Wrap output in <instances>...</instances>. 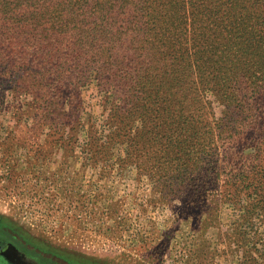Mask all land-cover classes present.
Masks as SVG:
<instances>
[{
    "label": "rangeland",
    "instance_id": "374dc122",
    "mask_svg": "<svg viewBox=\"0 0 264 264\" xmlns=\"http://www.w3.org/2000/svg\"><path fill=\"white\" fill-rule=\"evenodd\" d=\"M24 2L0 6V232L42 264H264L263 8Z\"/></svg>",
    "mask_w": 264,
    "mask_h": 264
},
{
    "label": "flooded vegetation",
    "instance_id": "af4514ba",
    "mask_svg": "<svg viewBox=\"0 0 264 264\" xmlns=\"http://www.w3.org/2000/svg\"><path fill=\"white\" fill-rule=\"evenodd\" d=\"M10 249V250H9ZM0 264H42L39 255L22 253L19 244L0 232Z\"/></svg>",
    "mask_w": 264,
    "mask_h": 264
},
{
    "label": "trees",
    "instance_id": "16d2710c",
    "mask_svg": "<svg viewBox=\"0 0 264 264\" xmlns=\"http://www.w3.org/2000/svg\"><path fill=\"white\" fill-rule=\"evenodd\" d=\"M21 0H0V6L3 4V3H8L9 6L10 4H16V3H19ZM33 0H25L24 3H31ZM76 1V0H75ZM256 1V4H255V7L256 5H258L260 8H263V10L260 12V15L264 14V0H255ZM80 3H81V6L83 8V12L81 14H86L87 12L89 13H92L94 15L95 11L94 9L96 8L97 6V0H80ZM257 9V8H256ZM229 14V13H228ZM210 15V14H209ZM259 15V17H260ZM207 17V15H206ZM232 16H230V24L232 23L233 24V20L231 19ZM93 20L91 22H88V21H84V26H92V25H96L97 24V20H95V16H93ZM264 19V17H261ZM211 22L213 23H220V20L218 19L217 16H211L210 19ZM264 21L261 22V24H263ZM89 30L91 29V27L88 28ZM260 39H264V36H260ZM259 54V52L257 53Z\"/></svg>",
    "mask_w": 264,
    "mask_h": 264
}]
</instances>
